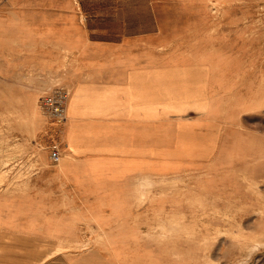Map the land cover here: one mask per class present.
<instances>
[{"label": "rangeland", "instance_id": "rangeland-1", "mask_svg": "<svg viewBox=\"0 0 264 264\" xmlns=\"http://www.w3.org/2000/svg\"><path fill=\"white\" fill-rule=\"evenodd\" d=\"M70 38H90L89 61L120 60L108 53L124 47L128 60L164 64L171 82L168 167L134 183L96 170L94 193L134 191L125 205L148 242L115 246L119 261L101 264H264V0H0V227L20 221L37 200L30 192L69 186L54 174L52 150L62 162L64 147L88 135L75 122L66 134L69 114L55 121L42 107L49 91L70 90L61 69L76 57L53 46ZM202 118L212 121L204 132ZM197 157L215 167L197 171ZM175 177L183 181L168 184ZM83 180L71 184L87 190ZM0 233V264H26L29 247ZM83 248L39 245L36 264Z\"/></svg>", "mask_w": 264, "mask_h": 264}, {"label": "crops", "instance_id": "crops-1", "mask_svg": "<svg viewBox=\"0 0 264 264\" xmlns=\"http://www.w3.org/2000/svg\"><path fill=\"white\" fill-rule=\"evenodd\" d=\"M90 42V38L53 42L58 52L66 50L76 57L61 71L67 87H71L72 98L77 92L80 96L74 101L75 111L70 113L81 114L69 118L64 132L67 134L71 123L75 122L73 118L88 135L83 137L82 143L64 147L70 157L51 164L63 185L69 186L56 191L30 192L34 195L28 197L37 200L31 202L26 213H21L20 221L0 227V232L5 231L3 239L10 240L11 244L20 241V245L29 247L26 264L37 263V247L43 244L85 248L51 255L40 261L41 264H59L60 258L67 264L119 261L120 253L115 246L147 244L146 238L139 237L140 222L130 217L134 208L125 205V200L135 197L134 191L94 193L99 186L95 173L101 168L102 174L107 172L112 179L139 182L142 175H156L157 164L168 167V159L172 160L176 154L168 147V84H171L168 83V66L128 60L124 47L108 53L111 59L119 53L120 60L107 61L108 57L104 56L99 61H89L85 54ZM78 98H81L79 103ZM200 111L188 109L182 113ZM202 122L197 130L204 132L205 123L212 121L202 118ZM216 148L214 142L213 151ZM194 162L197 171L204 172L211 165L215 167L214 157H197ZM81 178L90 183L87 190L72 186V182L80 186ZM110 198L118 201L106 200ZM24 252L21 257H25ZM24 262L21 259V263Z\"/></svg>", "mask_w": 264, "mask_h": 264}, {"label": "built area", "instance_id": "built-area-1", "mask_svg": "<svg viewBox=\"0 0 264 264\" xmlns=\"http://www.w3.org/2000/svg\"><path fill=\"white\" fill-rule=\"evenodd\" d=\"M71 92L65 87H56L43 97L42 107L46 115L55 121H64L67 118V105ZM61 156L59 148L55 147L51 153V159L58 162Z\"/></svg>", "mask_w": 264, "mask_h": 264}, {"label": "bare ground", "instance_id": "bare-ground-1", "mask_svg": "<svg viewBox=\"0 0 264 264\" xmlns=\"http://www.w3.org/2000/svg\"><path fill=\"white\" fill-rule=\"evenodd\" d=\"M71 88V87H70ZM72 91H73V89H72ZM76 92V91H75ZM80 93V92H79ZM89 93V92H88ZM101 93V92H100ZM73 94H74V92H73ZM78 94V92L73 96V98H72V92H71V97H70V99H69V101H68V105H67V113L69 114V118H71L73 115H78L79 113H70V112H73V111H75V109H76V107L75 108H73L74 107V101H75V99L79 96V95H77ZM86 95V94H85ZM25 96V95H24ZM87 96V95H86ZM80 97V96H79ZM85 97V96H84ZM86 98V97H85ZM80 99L81 98H78V103L80 102ZM89 99V98H88ZM87 99V100H88ZM84 100V98H82V101ZM37 103H38V101H37ZM98 104V103H97ZM83 111V110H82ZM85 112H89V111H85ZM37 118H41V114L39 113L38 114V117ZM72 120L73 121H75V124H76V119H73L72 118ZM39 121V120H38ZM72 122V121H71ZM67 123H68V121L66 122V125H67ZM73 125V122L71 123V126ZM2 153V152H1ZM8 154H10V152L8 153ZM1 155V154H0ZM2 156V155H1ZM63 157V159L64 158H66V156L64 157V156H62ZM1 158V157H0ZM2 158H3V156H2ZM11 158V157H10ZM5 160V159H4ZM7 160V159H6ZM4 162V161H3ZM2 162V163H3ZM8 161H6L5 163H7ZM3 176V175H2ZM145 181H146V183H148L149 184V182L151 181L150 179H148V177H146V179H145ZM183 181V179L181 178V177H175V178H172V179H169L168 178V184H171V185H178V183L179 182H182ZM145 185V184H144ZM17 188H20V187H16V185L14 186V187H12L11 189H17ZM143 188L144 189H147L148 187L147 186H143ZM23 189V188H22ZM143 190V189H142ZM175 220H178V219H175ZM176 226H178V225H176ZM174 228H177V227H174ZM169 231V230H168ZM174 231H175V229H174ZM219 233V232H218ZM223 233V232H222ZM264 242V241H263ZM243 245V244H242ZM251 245V244H250ZM258 245V244H257ZM243 247V246H242ZM242 253H244V252H242ZM245 254V253H244ZM243 259V258H242Z\"/></svg>", "mask_w": 264, "mask_h": 264}]
</instances>
